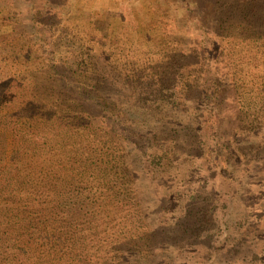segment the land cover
Instances as JSON below:
<instances>
[{"label":"rangeland","instance_id":"obj_1","mask_svg":"<svg viewBox=\"0 0 264 264\" xmlns=\"http://www.w3.org/2000/svg\"><path fill=\"white\" fill-rule=\"evenodd\" d=\"M5 254L264 264V0H0Z\"/></svg>","mask_w":264,"mask_h":264},{"label":"trees","instance_id":"obj_2","mask_svg":"<svg viewBox=\"0 0 264 264\" xmlns=\"http://www.w3.org/2000/svg\"><path fill=\"white\" fill-rule=\"evenodd\" d=\"M104 143V142H103ZM96 146V147H101L102 146V142L101 141H90L88 144H87V148H90L92 149L93 146ZM81 150V149H80ZM81 152L83 153V151L81 150ZM81 153V157L78 155V160L76 161V163H81L83 164V171L82 173L84 172V169L86 168V164L81 160V158L83 157L84 154ZM70 159H71V156H70ZM48 196H49V192L46 190V191H42V192H38L37 194V199H42V200H45L46 202H49L48 201ZM59 198H62L61 194L58 195ZM37 205V204H36ZM36 205H33L28 211H27V219L24 220L25 222V225L29 228H27V231H30L31 229H34L35 232H37L40 237L42 238H46L47 235H46V232H45V227H43L42 225H36L34 224V222L38 221L34 218L35 215H37L38 217H41L42 214L41 212L38 210V209H35L36 208ZM62 206H63V203H62ZM25 226V228H26ZM24 228V230H26ZM23 230V231H24ZM61 240V238H60ZM49 241V240H48ZM54 246L58 247V243L56 242L54 244ZM1 264H11V261H10V255L8 254H5V257L4 259H1Z\"/></svg>","mask_w":264,"mask_h":264}]
</instances>
